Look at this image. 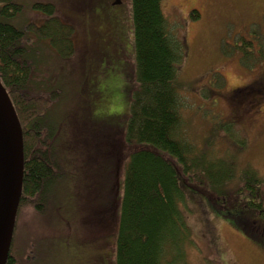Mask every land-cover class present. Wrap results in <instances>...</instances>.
<instances>
[{"label":"rangeland","instance_id":"1","mask_svg":"<svg viewBox=\"0 0 264 264\" xmlns=\"http://www.w3.org/2000/svg\"><path fill=\"white\" fill-rule=\"evenodd\" d=\"M14 1L20 9L14 19L19 27L42 23L44 14L32 5L49 1L54 16L69 19L74 28L73 54L68 58L40 42L44 76L60 89L52 112L60 138L58 151L55 145L52 152L55 158L60 152L62 161L57 165L65 173L59 194L54 192L59 199L53 200L54 207L49 199L43 202L37 196L19 203L12 238L16 262L114 264L116 230L110 229V196L119 204L125 166L136 149L124 140L135 86L131 0L119 4H113L115 0ZM193 9L198 14L195 19L190 18ZM163 10L170 31L183 39L186 48L178 79L187 140L236 164L231 187L246 167L264 177V100L238 119L230 130L234 137L218 125L232 121L231 115L236 118V87L264 81V61L244 65L237 49L224 48L251 39L257 29L264 33V0H164ZM27 38L32 46L33 38ZM237 137L244 139L241 149L233 143ZM118 204L112 213L116 211V216ZM200 220L194 215L190 219L194 232L193 243L186 247L190 264H264V251L255 242L214 215L208 220L216 240L211 247Z\"/></svg>","mask_w":264,"mask_h":264},{"label":"trees","instance_id":"2","mask_svg":"<svg viewBox=\"0 0 264 264\" xmlns=\"http://www.w3.org/2000/svg\"><path fill=\"white\" fill-rule=\"evenodd\" d=\"M14 2L0 0V82L22 128L20 202L37 196L43 202L49 199L54 207V201L59 202L54 192L58 193L65 173L57 165L62 161L60 152L56 158L52 152L55 145L58 151L60 138L52 119L60 89L44 76L40 42L46 41L61 57L68 58L73 54L74 28L69 19L54 16V4L49 1L32 5L44 14L42 23H32L28 29L19 27L14 19L20 9ZM163 3L164 0H131L135 86L124 140L136 145V149L125 166L119 204L110 196V229L116 230L114 264H190L186 247L193 243V215L201 219L202 233L211 247L216 240L208 220L214 215L264 251V177L246 167L237 185L231 187L236 164L197 149L186 138L178 79L186 48L183 39L170 31ZM197 17L195 9L190 11V18ZM27 32L34 40L32 46L28 45ZM251 37L241 39L233 49L224 44L225 51L237 49L244 65L264 61V33L257 29ZM40 75L44 78L41 82L36 80ZM242 91L257 95L240 97ZM233 95L239 103L236 118L231 115L232 121L218 124L231 137L234 135L230 130L238 119L253 112L264 100V81L236 87ZM233 143L241 149L244 139L234 138ZM42 146L44 152L40 150ZM117 204L120 209L116 216V211L112 213ZM15 250L12 244L6 264H19Z\"/></svg>","mask_w":264,"mask_h":264},{"label":"water","instance_id":"3","mask_svg":"<svg viewBox=\"0 0 264 264\" xmlns=\"http://www.w3.org/2000/svg\"><path fill=\"white\" fill-rule=\"evenodd\" d=\"M115 0L113 4H119ZM23 136L9 94L0 82V264H6L23 183Z\"/></svg>","mask_w":264,"mask_h":264},{"label":"bare ground","instance_id":"4","mask_svg":"<svg viewBox=\"0 0 264 264\" xmlns=\"http://www.w3.org/2000/svg\"><path fill=\"white\" fill-rule=\"evenodd\" d=\"M18 118V117H17ZM19 121V120H18ZM19 124H20V122H19ZM20 127H21V125H20ZM21 130H22V128H21Z\"/></svg>","mask_w":264,"mask_h":264}]
</instances>
